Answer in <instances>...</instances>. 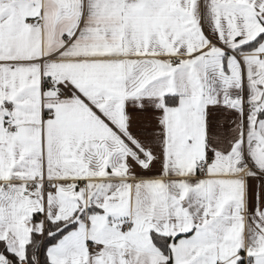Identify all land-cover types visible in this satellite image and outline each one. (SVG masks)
Listing matches in <instances>:
<instances>
[{"label": "snow or ice", "instance_id": "1", "mask_svg": "<svg viewBox=\"0 0 264 264\" xmlns=\"http://www.w3.org/2000/svg\"><path fill=\"white\" fill-rule=\"evenodd\" d=\"M0 264H264V0H0Z\"/></svg>", "mask_w": 264, "mask_h": 264}]
</instances>
